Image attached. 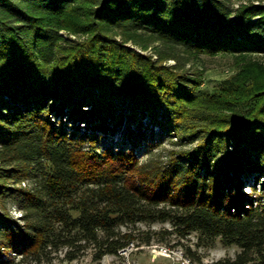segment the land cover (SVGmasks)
I'll use <instances>...</instances> for the list:
<instances>
[{
    "label": "trees",
    "instance_id": "16d2710c",
    "mask_svg": "<svg viewBox=\"0 0 264 264\" xmlns=\"http://www.w3.org/2000/svg\"><path fill=\"white\" fill-rule=\"evenodd\" d=\"M180 51L240 70L209 90ZM155 223L264 264V0H0V264L100 262Z\"/></svg>",
    "mask_w": 264,
    "mask_h": 264
},
{
    "label": "rangeland",
    "instance_id": "374dc122",
    "mask_svg": "<svg viewBox=\"0 0 264 264\" xmlns=\"http://www.w3.org/2000/svg\"><path fill=\"white\" fill-rule=\"evenodd\" d=\"M62 34L68 36L64 32ZM71 39H76V37L71 36ZM179 56L185 70L190 75L193 74L192 76L201 78L203 87L209 90L217 88L223 80L237 74L240 70L239 66H236L234 56L230 55L194 56L193 54L180 51ZM175 64L176 61L174 60L168 62V65ZM152 124L148 117L140 121V125H143V128L152 130L160 137V129L155 126H153V129ZM122 131L121 129L106 137L103 140V144L107 141H111L117 146H119L118 144H124L122 139L124 132ZM152 131H149V133ZM171 140H177L176 136L174 135L173 139L164 140L162 146L154 151L157 152L155 154H157L158 158L164 159L173 150L174 146ZM148 142L149 140L146 144H149ZM139 154L144 156L142 157L143 159H146L147 149L141 148ZM11 214L15 218L20 217V213L14 209H12ZM171 231H173L172 226L168 223L140 224L135 230L137 240L128 247L126 253H120L118 256L108 255L102 261L94 262L90 251L85 257L72 264H213L225 258H235L239 252V248L235 246L226 247L220 241H217L211 248L199 247L197 246L198 241L195 235L190 236L189 239H181L176 234L167 233ZM147 238L151 240L150 243L145 241ZM165 248L169 250L168 254ZM62 258L63 255L60 259H55L53 264H67L61 260ZM16 260L19 262V259Z\"/></svg>",
    "mask_w": 264,
    "mask_h": 264
},
{
    "label": "built area",
    "instance_id": "2783aa9c",
    "mask_svg": "<svg viewBox=\"0 0 264 264\" xmlns=\"http://www.w3.org/2000/svg\"><path fill=\"white\" fill-rule=\"evenodd\" d=\"M165 249H166V248H165ZM127 251H128V248L125 249V250H122L120 253H121V254H124V253H126ZM165 251L167 252V254L169 253V252H168L169 250L166 249Z\"/></svg>",
    "mask_w": 264,
    "mask_h": 264
}]
</instances>
